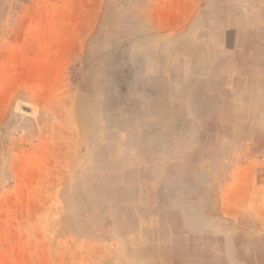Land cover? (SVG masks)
Here are the masks:
<instances>
[{"label": "rangeland", "instance_id": "374dc122", "mask_svg": "<svg viewBox=\"0 0 264 264\" xmlns=\"http://www.w3.org/2000/svg\"><path fill=\"white\" fill-rule=\"evenodd\" d=\"M160 1L0 0V264H264V0H195L175 34ZM165 36L193 128L125 142Z\"/></svg>", "mask_w": 264, "mask_h": 264}, {"label": "crops", "instance_id": "0c3cea01", "mask_svg": "<svg viewBox=\"0 0 264 264\" xmlns=\"http://www.w3.org/2000/svg\"><path fill=\"white\" fill-rule=\"evenodd\" d=\"M179 0H162L159 7V15L161 17L160 28L162 31L175 34L179 32L177 26V18L179 16L189 15V4L195 0H182L183 7L178 9L175 3ZM155 44L153 50L147 46L144 51L145 61V78L150 81L163 82V89L154 90V97L156 100L153 103L146 104L142 107L143 115L139 117H121L122 121L136 120V127L127 126L120 127L117 130V135L120 138H137L135 144L143 145H163L164 137H172L173 130L177 128L180 120H186L188 126L193 128L192 123L189 122L187 109L179 106V81L182 78H189L192 73L194 75L193 67L189 68V59L185 62H180L178 52V41L172 37ZM220 51V44L215 46ZM154 59V63L151 59ZM194 65V62H192ZM191 73H190V72ZM153 91V90H152ZM142 127L149 128L145 133L140 130ZM164 130V131H163ZM170 130V131H169ZM176 137V136H175ZM141 138H149V140H141Z\"/></svg>", "mask_w": 264, "mask_h": 264}, {"label": "water", "instance_id": "95a60500", "mask_svg": "<svg viewBox=\"0 0 264 264\" xmlns=\"http://www.w3.org/2000/svg\"><path fill=\"white\" fill-rule=\"evenodd\" d=\"M21 111H22V112H25V113H29V114H31V113L33 112L32 109L27 108V107H24V106L21 108Z\"/></svg>", "mask_w": 264, "mask_h": 264}]
</instances>
